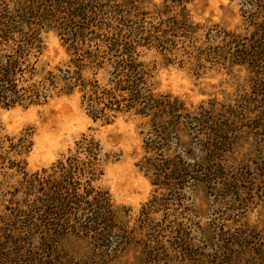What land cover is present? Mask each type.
Segmentation results:
<instances>
[{
    "label": "trees",
    "instance_id": "trees-1",
    "mask_svg": "<svg viewBox=\"0 0 264 264\" xmlns=\"http://www.w3.org/2000/svg\"><path fill=\"white\" fill-rule=\"evenodd\" d=\"M190 1L0 0V110L42 106L76 93L92 121L108 124L119 115L140 120L136 166L159 192L176 200L190 181L221 187L225 155L242 122L251 119L245 127L264 140V0H241L240 27L203 35L189 19ZM49 33L58 38L65 60L46 68ZM149 51L168 63L180 55L196 75L222 70L234 86L222 101L187 104L157 90ZM28 146L26 135L0 134V207L12 224L31 238L37 233L43 244L67 232L97 243L124 242L123 229L115 236L121 221L108 192L95 185L108 159L99 141L82 133L66 154L34 172L22 158ZM2 250L0 245V260L7 264Z\"/></svg>",
    "mask_w": 264,
    "mask_h": 264
},
{
    "label": "rangeland",
    "instance_id": "rangeland-1",
    "mask_svg": "<svg viewBox=\"0 0 264 264\" xmlns=\"http://www.w3.org/2000/svg\"><path fill=\"white\" fill-rule=\"evenodd\" d=\"M241 2L191 0L186 9L203 35L209 29L240 27ZM46 45V68L65 60L53 33L47 35ZM181 58L178 55L175 62L168 63L161 54L147 53L146 60L156 63L159 92L194 105L208 98L222 101L224 93L234 86L222 70L196 75L179 61ZM237 74L244 77V72ZM250 122H242L239 139L225 155L230 182L220 181V187L219 183L190 181L175 200L169 193L159 192L136 166L142 155L137 117L119 115L108 124L92 121L80 107L76 93L55 97L42 106L0 110L1 135L14 139L27 136L29 146L22 158L29 172L48 167L66 154L82 133L99 141L108 159L95 185L108 192L115 218L124 227L118 224L121 229L115 230V236L119 239L123 232L125 236L124 242L110 244L67 232L57 242L43 244L37 233L31 238L12 224L9 211L0 207V245L2 253L8 254L7 264H264V140L254 138L256 129L252 133L245 127ZM228 183L233 195L226 194L231 191ZM9 198L5 195L6 204L11 206Z\"/></svg>",
    "mask_w": 264,
    "mask_h": 264
}]
</instances>
